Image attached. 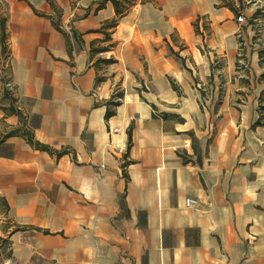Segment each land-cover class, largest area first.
Wrapping results in <instances>:
<instances>
[{
    "label": "crops",
    "instance_id": "crops-1",
    "mask_svg": "<svg viewBox=\"0 0 264 264\" xmlns=\"http://www.w3.org/2000/svg\"><path fill=\"white\" fill-rule=\"evenodd\" d=\"M225 1L0 0V264H264V54Z\"/></svg>",
    "mask_w": 264,
    "mask_h": 264
},
{
    "label": "trees",
    "instance_id": "trees-1",
    "mask_svg": "<svg viewBox=\"0 0 264 264\" xmlns=\"http://www.w3.org/2000/svg\"><path fill=\"white\" fill-rule=\"evenodd\" d=\"M111 1L114 4L115 10H116V14L117 15H121L125 11V6H124V4H122V1H124L125 3H130L132 0H121L120 2L118 0H111ZM238 2H239V7L241 8L242 0H238ZM3 5H4V13L0 14V43H1V47H2V53L4 55H6V53H7V30H6L7 14H6V9L7 8H6L5 4H3ZM224 5H226L232 11L237 12L236 8L232 5L230 0H226L224 2ZM116 23H117V18L112 20L109 23V25L110 26H115ZM93 51L94 52H100L101 50L96 49V50H93ZM259 56L260 57L263 56V55H261V52H260ZM260 61H263V60L261 59ZM261 78L264 79V71L261 74ZM172 86L176 89V86H175V84L173 82H172ZM118 97H121V93L115 94L114 98L107 102L106 118L110 117L111 115L114 114L113 108L119 104V101L115 100ZM261 109L264 110V106H262ZM29 141L32 142L31 139H29ZM35 145L37 147H39V148L48 149L46 146L41 145V144H39L37 142L35 143ZM130 145H131V128L128 129L127 150L130 148ZM183 159H184V161L186 160L185 157H183ZM8 211H9V206H8L7 201L2 196H0V214L6 215L8 213ZM6 227H12L11 228V232L20 229V227L18 225L14 224V223L11 224V223H9V221H8ZM6 243H7V240L3 239L1 241V247H3L4 244H6Z\"/></svg>",
    "mask_w": 264,
    "mask_h": 264
},
{
    "label": "rangeland",
    "instance_id": "rangeland-1",
    "mask_svg": "<svg viewBox=\"0 0 264 264\" xmlns=\"http://www.w3.org/2000/svg\"><path fill=\"white\" fill-rule=\"evenodd\" d=\"M256 6H261L256 10ZM264 0H243L241 6V13L244 17V23L240 26V32L248 34V45L252 47L253 44H256L254 48H261L262 53L264 54V43L261 42V34L264 33V11H260L264 7ZM244 7L247 10H242ZM255 14H257L255 16ZM250 36V37H249ZM258 38V39H257ZM244 42V41H243Z\"/></svg>",
    "mask_w": 264,
    "mask_h": 264
},
{
    "label": "built area",
    "instance_id": "built-area-1",
    "mask_svg": "<svg viewBox=\"0 0 264 264\" xmlns=\"http://www.w3.org/2000/svg\"><path fill=\"white\" fill-rule=\"evenodd\" d=\"M236 20H237V22L238 23H244V17L242 16V15H238L237 17H236ZM66 31L68 32V33H72V30H71V28L70 27H67L66 28ZM11 82H6V86L7 87H11ZM116 131V130H115ZM198 204V200L197 199H195V198H191V197H188V198H186L185 199V206H187V207H189V206H195V205H197ZM2 264H13L12 263V261L11 260H9V259H6L4 262H2Z\"/></svg>",
    "mask_w": 264,
    "mask_h": 264
}]
</instances>
